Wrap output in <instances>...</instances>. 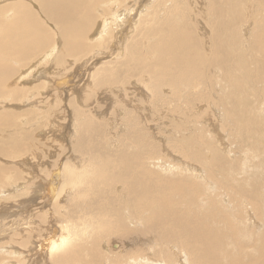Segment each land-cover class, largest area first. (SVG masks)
<instances>
[{
	"label": "bare ground",
	"instance_id": "obj_1",
	"mask_svg": "<svg viewBox=\"0 0 264 264\" xmlns=\"http://www.w3.org/2000/svg\"><path fill=\"white\" fill-rule=\"evenodd\" d=\"M263 6L264 0H0V103L36 94L34 103L52 116L64 98L72 122L67 144L86 154L78 171L66 170L68 161L61 159L48 182L35 184L49 207L48 218L41 215L47 228L41 234L37 226L35 239L28 242L29 233L17 247L6 235L10 249L8 256L1 251L0 264H23L26 247L27 264H264ZM68 68L77 74H66ZM131 81L142 85L149 114L140 103L128 104L130 97L126 106L114 99L111 107L107 91L122 101ZM55 89L65 95L47 100ZM95 90L102 92L93 113L88 102ZM211 96L213 119L238 147L222 146L218 130L211 133L213 121L211 127L199 122L202 105L193 115L187 111ZM107 99L104 112H110L96 115L104 106L98 100L108 105ZM2 107L0 154L25 156L41 110L21 120L29 127L23 129L15 117L25 109ZM106 118L124 130L110 139L116 149L102 144ZM173 157L179 164L170 165ZM247 167L243 177L238 169ZM7 168L0 166V179ZM17 178L15 169L12 180L0 184Z\"/></svg>",
	"mask_w": 264,
	"mask_h": 264
},
{
	"label": "rangeland",
	"instance_id": "obj_2",
	"mask_svg": "<svg viewBox=\"0 0 264 264\" xmlns=\"http://www.w3.org/2000/svg\"><path fill=\"white\" fill-rule=\"evenodd\" d=\"M125 5V3L123 4V6ZM264 7V6H263ZM47 26V25H46ZM102 30V24H101V27L100 28H98V29H96L94 32H93V34L91 35V36H95L97 33H99L100 31ZM107 33L106 32H104V36L106 35ZM51 36L52 37H56L57 36V34L56 33H54V34H51ZM116 42H118V41H116ZM124 43L125 42H123L122 44L120 43V44H118L119 46H123L124 45ZM57 45V44H56ZM109 46H110V43H109ZM50 47V46H49ZM44 50V51H43ZM42 51H40V53H44L45 52V50H46V48L45 49H43ZM116 52L118 53V50H116ZM114 59V58H113ZM30 59H29V57L27 58V61H29ZM17 61V60H16ZM39 62H41L40 60L37 62V64L39 63ZM83 68V67H82ZM69 70V71H68ZM68 70H67V72H66V74L67 73H69L70 71H74L75 72V74H77V71L74 69V68H68ZM88 73V72H87ZM86 73V74H87ZM61 75V74H60ZM11 80H9V84L8 83H6V85H11V83L12 82H10ZM21 81V80H20ZM133 81H131V83H129V85H127L126 87H127V89H126V92L122 95V97H124V95H125V97L122 99V101H120L121 99L120 98H118L117 96H115L114 95V93H110L109 91H107V93H108V99H110V98H112L113 99V102L116 100H118L117 102L118 103H120L119 104V106H126L127 104H126V98L128 97V99H129V97H130V99H129V103L128 104H132V105H136V103H140V105H141V109L142 110H144V111H146L148 114H149V112H150V107H149V105L147 104V102L148 101H144L143 99L144 98H142V95H143V92H142V85L139 83V84H136V83H132ZM135 84H136V86H135ZM21 85H23V86H25L23 83H21ZM89 88V86H88V83H86V85H85V90L84 91H86L87 92V87ZM133 86V87H132ZM129 87V88H128ZM135 88H136V90H135ZM90 89H91V87H90ZM134 89V90H133ZM55 92H52V96H49V95H47V100H49V98H50V100L49 101H52L53 99H54V96H58V95H56V94H58V93H62L63 95H65V91H62V90H58V89H55L54 90ZM137 91V92H136ZM70 91H68V94H69V96H73L71 93H69ZM100 92H102V91H97L96 92V90L94 91V93H93V95H95V97H93V98H91L92 100H90L88 103H90L91 101V109L93 110V113H95L94 112V109L92 108V107H95L96 105V100L95 99H97V97H98V95L100 94ZM139 92V93H138ZM146 92V91H145ZM54 93V94H53ZM88 93H89V91H88ZM128 93H129V95H128ZM147 93V92H146ZM97 94V95H96ZM36 95V94H35ZM35 95H32L33 96V99H32V96L29 98V99H26V98H22L20 101L18 100V102H15V103H4V102H1L0 104H1V106H0V109H1V107L2 106H4V107H2V109H10V110H12V111H16L17 109L16 108H18V109H20V108H24L25 110H24V113L23 114H20V115H18V116H16L15 117V121L18 123L19 121V126H21L23 129H29V127L27 126V124H26V122L24 123H22V121H24V120H26V118L28 117V114H30V113H33V112H36L37 113V111L36 110H41V111H38V113L35 115V116H37L38 117V121H35L34 122V120L32 121V123H36L38 126H39V129H37V132L35 131V134L33 135V142L35 143H33L34 144V146L32 147L31 146V148H30V152L29 151H27V153H24V155L25 156H21V157H17V158H11V157H7V156H5V155H1L0 154V166H3V167H8L7 168V170L5 171L6 172V174H5V172L3 173V174H1V175H3V177L5 176L6 178H3V177H1V179L0 180H12L11 179V177H12V175H13V172H14V170L15 169H17L18 170V176H19V178H17L16 179V181L15 182H12V183H10V184H7V185H5V186H1V184H0V190L2 191H0V195H3V196H0V209H2V213H0V244H1V241H3L4 240V244H5V241L7 242V238H6V235H9L12 239H13V237H15L12 241H9V242H7V244H9V245H11L12 244V242L14 243V245L13 246H19V244H21V241H23L24 240V236L26 235V236H28L27 234H31V236L34 234V236L33 237H31V238H29L28 240V242H30L31 243V241H33L35 238V236L38 234L37 232H35V230H36V227L37 226H39V225H41L39 228H42V232H41V234H43V231L47 228V220H46V218H48V216L50 215L49 214V212H48V210L47 209H49V207L48 206H45V200H44V197H41V195H40V192H35L34 191V186H35V184L38 182V181H41L42 179L44 180V181H47L48 182V180H46V178H47V176H48V172H50V171H52L53 169H55L58 165H59V161L61 160V159H63L64 161H68V163H67V168H66V170L69 168V167H75L74 169L75 170H79L80 168H81V164H79V161L81 160V158L82 159H84V160H86V154H84V153H81V152H75V151H70V146L67 144V140H68V135H69V133H70V131H71V129H72V126L71 125H69L70 123L69 122H71L70 121V114H71V112H70V110L67 108V107H65V105H64V101H66L64 98H63V103H61L62 105H60V109H58V114H53L52 116H50L51 115V113L52 112H46V113H43V112H45L44 111V109H46L47 110V108H43V106L41 105V104H39L38 105V103L36 102V103H34L37 99L35 98ZM135 95H139L140 96V98H141V101H139V100H137L138 99V97L137 96H135ZM49 96V97H48ZM37 97V96H36ZM95 98V99H94ZM107 99V100H108ZM115 99V100H114ZM213 99V100H212ZM27 100L29 101V103L27 102ZM124 101H125V103H124ZM139 101V102H138ZM215 101H216V98L215 97H212L211 96V99H210V102L209 103H207V104H196L195 106H193V111L191 110V108H188L187 109V111L188 112H191V115H193L194 114V112L196 111V109L197 110H199L200 109V107H201V105H202V107H203V110H200V111H202V112H204V116L202 117V119H200L199 120V122L200 123H203L204 125H207V127H211V124L214 122V124L216 125L214 128H211L212 130H211V133H213V134H216L217 135V133H218V137H219V142H221V143H224V144H222V146H232V145H234V146H232V147H235V145H237V147L239 146V141H236V142H234L233 144L231 143V141H232V136L230 135V134H228L226 131H221V128H220V126L218 125L219 123H217L214 119H213V114H214V111H215V109H216V104H215ZM75 103H76V105H77V107H78V103L76 102V101H74ZM103 102H105L106 104V106H110V100H108V105H107V102L106 101H102V100H98V103L100 104V105H104V103ZM143 102H145V103H143ZM212 102V103H211ZM32 103V104H31ZM87 103V105H89ZM123 103V104H122ZM33 104H36L35 106L33 105ZM144 104V105H143ZM209 104V105H208ZM10 105V106H9ZM18 107H17V106ZM20 105V106H19ZM101 106V108L99 107V109L97 110V113H96V115H101V116H107V113L108 112H110V111H108V109H107V111L108 112H106V114H105V112H104V109L106 108V106ZM214 105V106H213ZM7 106V107H6ZM30 106V107H29ZM41 106V107H40ZM118 106V107H119ZM198 106V107H197ZM205 106V107H204ZM81 107H83V108H85L86 109V106H85V104H81L80 103V106H79V108H81ZM89 107V106H88ZM111 107H116V105H115V102L114 103H112V106ZM41 108H43V110L41 109ZM199 108V109H198ZM29 109V110H28ZM33 109V110H32ZM113 109V108H112ZM112 109L110 108V110L112 111ZM214 109V110H213ZM32 112H31V111ZM60 110H62L60 113H59V111ZM66 110V111H65ZM210 110V111H209ZM27 111V112H26ZM207 111V112H206ZM213 111V112H212ZM40 112V113H39ZM99 112V113H98ZM193 112V113H192ZM65 113V114H64ZM196 113H197V111H196ZM201 113V112H200ZM49 114V116H47L46 117V115H48ZM177 114L179 115V110L177 111ZM27 115V116H26ZM42 116V117H41ZM22 117V118H21ZM49 117V118H48ZM53 117V118H52ZM64 117H66V118H64ZM97 117H99L100 118V116H97ZM19 118V119H18ZM42 118H43V120H42ZM58 118H59V120H61L62 119V121H59L58 122ZM111 118V117H110ZM16 119H18V120H16ZM56 119V120H55ZM107 119V125H103V130L105 131V132H107V135H106V137H107V141H106V138H104L103 139V141H102V144H103V147L105 148V149H107V150H111V149H116V145L117 144H113V143H111L110 142V139H112V138H117V137H122V134H123V132H124V130H122L121 128H119V126L118 125H116L115 126V128L112 126V121H114V119H112V121L109 119V118H106ZM22 120V121H21ZM40 120V121H39ZM45 120H47V121H45ZM63 120H66V122L65 121H63ZM109 120H110V122H109ZM56 121V122H55ZM116 121V120H115ZM213 121V122H212ZM43 122V123H42ZM48 122V123H47ZM61 122H64V123H61ZM45 123V124H44ZM55 123V124H54ZM72 123V122H71ZM21 124H23V126L21 125ZM42 125V126H41ZM47 127H46V126ZM218 125V126H217ZM41 127V128H40ZM49 127V128H48ZM58 128V129H57ZM218 128V129H217ZM229 128V127H228ZM62 129V130H61ZM213 129L216 131V130H218V132L216 131H213ZM17 130H19V129H17ZM116 130V131H115ZM122 130V131H121ZM47 131V132H46ZM213 131V132H212ZM39 132H40V134H39ZM120 132H122V133H120ZM52 133V134H51ZM50 134V135H49ZM48 135V136H47ZM119 135V136H118ZM161 135H163V134H161ZM43 136V137H42ZM51 136V137H50ZM56 136V137H55ZM159 137H161L160 135H158ZM64 137V138H63ZM49 138V139H48ZM158 138V137H157ZM223 138V139H222ZM226 139H227V141H226ZM34 140H36V141H34ZM52 141H55V142H52ZM65 141V142H64ZM38 144V145H37ZM163 145V144H162ZM161 145V146H162ZM60 146H62V147H60ZM63 147H65L64 149H63ZM67 148V149H66ZM108 148H111V149H108ZM66 150V151H65ZM71 152V154L69 153V151ZM232 151L233 152H235L236 150L235 149H233L232 148ZM231 151V152H232ZM65 152V153H64ZM75 152V153H74ZM167 151L165 150V149H161V154H162V156H166L167 158H169V157H171V154L169 153V152H167ZM170 154V155H169ZM4 156V157H3ZM28 158H27V157ZM40 156V157H39ZM244 156H245V154H244ZM16 159V160H15ZM26 159V160H25ZM43 159V160H42ZM175 159V157H173L172 159H170V165H173V163L172 162H174V164L176 163H178L176 160H174ZM20 160V161H19ZM153 160H155V159H153ZM173 160V161H172ZM3 161H4V163H3ZM16 161H18V162H16ZM164 161L165 160H163V161H160L161 162V164H163L164 163ZM11 162V163H10ZM30 162V163H29ZM169 162V161H168ZM168 162H165V164H168ZM41 163V164H40ZM71 163V164H70ZM4 164V165H3ZM7 164V165H6ZM51 164V165H50ZM179 164V163H178ZM13 167H12V166ZM68 165H69V167H68ZM152 165H154L156 168L157 167H159L160 166V164H158V163H156L155 161H153L152 162ZM28 166V167H27ZM39 166V167H38ZM41 166V167H40ZM10 167H12V168H10ZM21 167V168H20ZM10 168V169H9ZM8 169L9 170H11V171H8ZM8 171V172H7ZM238 171L240 172V175H242L243 177L245 176V175H247L250 171H251V169L249 170L248 169V167H247V169L246 168H239L238 169ZM249 171V172H248ZM20 172V173H19ZM42 172V173H41ZM239 172H237V173H239ZM11 173V174H10ZM34 173V174H33ZM195 173H196V171H195ZM237 173H235L234 174V176H238L239 174H237ZM245 173V174H244ZM30 174V175H29ZM33 174V175H32ZM156 174V173H155ZM197 174V173H196ZM10 175V176H9ZM47 175V176H46ZM157 176H158V178L160 179V177L159 176H163V177H165V175H162L161 174V172H159V173H157L156 174ZM240 175H239V177H240ZM29 176H31V177H29ZM175 176H171V175H168L167 176V180H171L172 178H174ZM205 177H206V175H205ZM3 178V179H2ZM31 178V179H30ZM32 180H34V182L32 181ZM161 180V179H160ZM210 180V179H209ZM14 183H16V184H14ZM29 184V186L28 185H25V184ZM30 183H34L33 185L32 184H30ZM19 184H21V185H19ZM32 185V186H31ZM17 187V188H15L14 189V187ZM29 187V188H28ZM23 188H26V192L25 193H29V195H30V198L28 197L29 195H27V194H25L24 193V195L23 196H20L19 197V195H17V193H20V190H21V192L23 191ZM7 191V192H6ZM18 191V192H17ZM32 191V192H31ZM16 193V194H15ZM32 195V196H31ZM9 196V197H8ZM40 196V197H39ZM3 197V198H2ZM5 197V198H4ZM8 197V198H7ZM27 198H29V199H27ZM3 199V200H2ZM38 199H41V201L40 200H38ZM30 200V201H29ZM32 200V201H31ZM27 201V202H26ZM34 201V202H33ZM30 202V203H29ZM2 204V205H1ZM31 204V205H30ZM50 204V203H49ZM36 205V206H35ZM2 206H4V207H2ZM26 206V207H25ZM29 206V207H28ZM35 206V208H33V207ZM29 209H28V208ZM38 207V208H37ZM17 208V209H16ZM27 208V209H26ZM27 211H26V210ZM33 209V210H32ZM36 210V211H35ZM21 211V212H20ZM41 211V212H40ZM42 211H44V212H42ZM19 212V213H18ZM40 212V213H39ZM38 214V216H36V214ZM29 214H32V215H29ZM47 214V215H46ZM15 215V216H14ZM16 215H18V216H16ZM41 215H44V217H46L44 220H42V218H43V216H41ZM56 215V214H55ZM246 216H245V220H247L246 221V223H247V225H249V227H250V225L252 224V223H254L253 221H251V218H248L247 217V215H248V212H246V214H245ZM29 218H28V217ZM31 216V217H30ZM57 217L59 216V214H57L56 215ZM22 217H23V219H22ZM34 219H33V218ZM35 217H37V218H35ZM42 217V218H41ZM7 219V220H6ZM9 219H10V221H14V224H15V226H12L10 223V221H9ZM22 219V220H21ZM38 220H40V221H38ZM41 220H42V222H41ZM37 221V222H36ZM22 222V223H21ZM34 222V223H33ZM40 222H41V224H40ZM44 222V223H43ZM46 223V224H45ZM36 224H38V225H36ZM18 225V226H17ZM43 225V226H42ZM17 226V227H16ZM26 226V227H25ZM9 227V229H7ZM12 227V228H11ZM44 227V228H43ZM5 228V229H4ZM24 228V229H23ZM1 230H3V231H1ZM6 230V231H5ZM9 233V234H8ZM12 234H14V235H12ZM40 234V235H41ZM12 235V236H11ZM22 236V237H21ZM2 238V239H1ZM22 238V239H21ZM33 238V239H32ZM32 239V240H31ZM18 242V243H17ZM3 243V242H2ZM30 243H28L27 244V246H30L29 244ZM3 244V246L5 247V248H3L2 250H0V254L2 255L3 254V252H4V255H6V256H8V246L5 244L4 245ZM6 249V250H5ZM10 249V248H9ZM28 249V247H26V249L24 248V251L22 250V252H24L23 253V255L24 256H22L20 259L21 260H23V262L21 261V260H18V263H23V264H27L28 263V260H29V256L26 254V250ZM1 251H3V252H1ZM32 251H33V245H32V247H31V256H33L32 255ZM19 256V255H18ZM26 256V257H25ZM34 257V256H33ZM26 258V259H25ZM32 258V257H31ZM25 259V260H24ZM37 264H43V261L42 260H39V262L37 263ZM46 264H51L49 261H46Z\"/></svg>",
	"mask_w": 264,
	"mask_h": 264
}]
</instances>
